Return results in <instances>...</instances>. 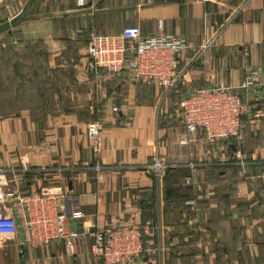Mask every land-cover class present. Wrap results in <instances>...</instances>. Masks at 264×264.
<instances>
[{
    "label": "crops",
    "instance_id": "1",
    "mask_svg": "<svg viewBox=\"0 0 264 264\" xmlns=\"http://www.w3.org/2000/svg\"><path fill=\"white\" fill-rule=\"evenodd\" d=\"M17 17L0 33V186L18 179L23 192L41 194L65 187L84 218L66 220L67 230L81 235L71 251L62 242L20 247L18 232L1 238L0 264H96L91 232L132 217L151 251L138 264H264V0L0 4V25ZM160 22L164 34L196 47L183 53L169 90L134 83L127 71L97 81L80 65L90 31L116 35L139 26L148 37ZM249 68L255 87L245 91ZM215 85L233 88L245 106L240 140L216 149L181 145L178 101ZM258 109L261 120L252 118ZM91 121L103 124L98 158L86 136ZM156 159L169 169L160 180L149 169Z\"/></svg>",
    "mask_w": 264,
    "mask_h": 264
},
{
    "label": "built area",
    "instance_id": "2",
    "mask_svg": "<svg viewBox=\"0 0 264 264\" xmlns=\"http://www.w3.org/2000/svg\"><path fill=\"white\" fill-rule=\"evenodd\" d=\"M14 1L17 0H0V4ZM91 1L76 0V7H85ZM86 40L80 65L97 81H114L127 71L134 83L165 90L175 84L176 68L183 53L196 49L182 35L164 34L161 22L157 34L148 37L142 35L139 26H132L123 28L116 35H98L90 31ZM213 44V40L205 42L198 48L199 54ZM255 78L256 72L247 69L240 89L247 91L254 88ZM206 82L212 83L211 76H207ZM112 111L115 113L118 109L113 108ZM244 113L245 106L233 88L215 85L195 89L178 101L176 119L183 128L180 144L201 142L216 149L224 141H239L244 128ZM262 117L260 109L252 114L255 120ZM102 129L103 124L99 121H91L86 126V136L92 141V152L96 158L100 155ZM240 165L243 163L240 162ZM187 166L192 167L191 164ZM167 168L160 159L149 167L158 180ZM92 169L99 171L101 166L96 163ZM0 174H3L2 170ZM183 181L189 185L191 179L185 177ZM64 188L57 187L56 194L25 193L18 179L5 187L0 186V241L20 232L24 238L20 247L46 250L51 244L62 242L71 251L81 235L68 231L66 220L78 221L84 215L75 204V198L64 193ZM59 200L69 204V207L61 202L59 205ZM140 226L132 217L121 226L109 225L101 231L91 232L93 241L89 253L92 261L96 264H138L139 259L151 253L143 247Z\"/></svg>",
    "mask_w": 264,
    "mask_h": 264
},
{
    "label": "water",
    "instance_id": "3",
    "mask_svg": "<svg viewBox=\"0 0 264 264\" xmlns=\"http://www.w3.org/2000/svg\"><path fill=\"white\" fill-rule=\"evenodd\" d=\"M20 20H21V18L20 17H17V18H12L9 21L3 22L0 25V33L2 31H5V30L11 28V27H15ZM68 188L71 190L70 185L68 186Z\"/></svg>",
    "mask_w": 264,
    "mask_h": 264
},
{
    "label": "trees",
    "instance_id": "4",
    "mask_svg": "<svg viewBox=\"0 0 264 264\" xmlns=\"http://www.w3.org/2000/svg\"><path fill=\"white\" fill-rule=\"evenodd\" d=\"M178 1H180V0H171V2H178ZM168 171H169V169H168ZM168 171H166V172H168ZM174 175H176V174H172L170 176H174ZM184 176H185L184 173L183 174L181 173V177H184Z\"/></svg>",
    "mask_w": 264,
    "mask_h": 264
}]
</instances>
